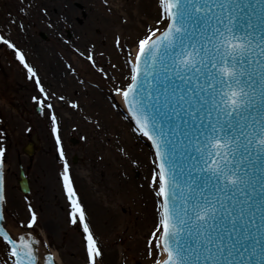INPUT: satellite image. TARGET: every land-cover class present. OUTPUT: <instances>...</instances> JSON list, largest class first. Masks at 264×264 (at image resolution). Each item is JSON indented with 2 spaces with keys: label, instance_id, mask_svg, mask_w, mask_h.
I'll list each match as a JSON object with an SVG mask.
<instances>
[{
  "label": "water",
  "instance_id": "1",
  "mask_svg": "<svg viewBox=\"0 0 264 264\" xmlns=\"http://www.w3.org/2000/svg\"><path fill=\"white\" fill-rule=\"evenodd\" d=\"M168 3L125 93L162 174L160 264H264V0ZM20 185L29 192L23 172ZM5 211L8 225L6 178ZM0 238L15 264H56L34 233L7 229L4 162Z\"/></svg>",
  "mask_w": 264,
  "mask_h": 264
},
{
  "label": "rangeland",
  "instance_id": "2",
  "mask_svg": "<svg viewBox=\"0 0 264 264\" xmlns=\"http://www.w3.org/2000/svg\"><path fill=\"white\" fill-rule=\"evenodd\" d=\"M80 2L83 4L80 0H0V30L8 41L6 50L13 48L11 42L29 46L42 41L33 24L44 21L40 10L48 8L59 13L73 8V18L88 26L86 44L99 46L97 60L81 57L70 46V51L63 53L72 68L70 91L65 96H53V111H21L6 94L0 95V158L8 166V226L13 235L24 230L40 237L41 233L44 250L52 251L58 264H157L166 255L160 240L163 214L159 169L144 133L124 114L119 100L124 103V91L133 78L140 48L168 23L167 0H94L90 7L96 5L101 11L96 17L83 16L77 8ZM58 19L63 18L59 15ZM48 34V40L66 43L65 38L57 39L56 33ZM53 52L52 59L60 57L58 44H54ZM0 67L7 80L14 77L8 59L2 55ZM17 92L20 97L28 90H11L13 96ZM53 127L59 129L61 140L71 145L72 153L82 145L74 147L70 136L81 138L85 146L79 153L82 162L73 165L72 171L75 177L80 173L88 178L86 185L95 193H87L99 198L97 239L76 230L78 222L67 221L64 187L71 185L66 176L68 165L57 155ZM34 133L39 144L30 158L22 148ZM19 163L30 167V194L19 189ZM90 176L97 185L89 183ZM71 204L78 208V204ZM0 264H15L1 239Z\"/></svg>",
  "mask_w": 264,
  "mask_h": 264
},
{
  "label": "flooded vegetation",
  "instance_id": "3",
  "mask_svg": "<svg viewBox=\"0 0 264 264\" xmlns=\"http://www.w3.org/2000/svg\"><path fill=\"white\" fill-rule=\"evenodd\" d=\"M80 1H83V4L82 2L77 3V8L83 16H86V14L93 17L101 15V11L96 5H92V8L90 7V2L94 0ZM104 6L107 8V5ZM40 11L42 12L41 14L43 15L44 21H35L33 28L37 31V35L42 41L34 42L29 46L11 42L13 45L11 50H6V43H8V41L3 42L0 46V55L8 59L9 67L14 71V77H9L7 80L8 77L1 75L0 67V95L2 93L6 94L10 102L14 103V106L18 110L30 112V110L33 109L37 113H41L48 109L49 111H53V96H65V94L67 95L70 91V71L72 68L67 64L66 58L63 57V53L70 51L68 46H70L76 54L79 53L81 57H91L92 60L99 59L97 56L99 46L90 42L86 44V28L88 26L84 21L73 18L75 14L73 13V8L71 10L69 8L65 9L64 12L60 13L57 10H50V8ZM59 15L62 16V20L58 19ZM71 18L72 21H70ZM72 23L74 25H71ZM49 32L56 33L57 39L65 38L66 43L60 40L57 42L48 40ZM41 44H46V46H41ZM54 44H58L62 53H58L60 56L59 58L52 59ZM83 61H86V58H84ZM80 67L84 68L83 65ZM24 89L28 90L26 95L19 97L18 92L15 93V96L11 94V90L21 91ZM58 128L60 129L61 127L59 126ZM52 132H54V128H52ZM59 133L60 131L58 130V134ZM80 139L70 136L69 142L74 147L77 146V148H79L80 145H82L83 148H85ZM58 143L63 152L62 158L68 165L66 176L71 185V187H68V185L64 187L65 195L69 202L66 201L68 207L66 208L67 221L69 224L78 222L76 230L84 231L86 235L88 234L91 238L97 239L100 236L96 231L98 227L97 215L99 211L97 210L99 198L97 195H93L95 190L87 187L88 178L85 176L82 177L80 173L77 178L72 171L73 165L79 164L83 160L82 156L79 154L82 152V146L80 150H76V152L72 153L70 150L71 145H68L65 139L61 141L59 135ZM57 152L59 153V148ZM22 169L25 170L27 175L29 174L30 167H23V165L19 163V172H21ZM89 183L97 185V180L90 176ZM29 185L31 186L30 178ZM110 187L111 185L109 186L111 196L112 191ZM71 191L73 192L71 193ZM87 191H91L93 194H88ZM53 197L58 200V197ZM71 202L74 205L78 204V208L75 209ZM109 206H111V204H109Z\"/></svg>",
  "mask_w": 264,
  "mask_h": 264
},
{
  "label": "bare ground",
  "instance_id": "4",
  "mask_svg": "<svg viewBox=\"0 0 264 264\" xmlns=\"http://www.w3.org/2000/svg\"><path fill=\"white\" fill-rule=\"evenodd\" d=\"M119 100V99H118ZM119 103H120V105H121V107H122V110L123 109H125L124 108V103H123V100H122V98H120V100H119ZM126 115H127V113H125ZM131 120V119H130ZM132 121V120H131ZM133 122V121H132Z\"/></svg>",
  "mask_w": 264,
  "mask_h": 264
}]
</instances>
